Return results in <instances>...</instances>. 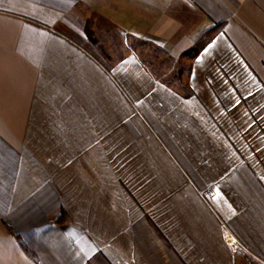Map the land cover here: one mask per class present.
Segmentation results:
<instances>
[{
  "label": "crops",
  "instance_id": "crops-1",
  "mask_svg": "<svg viewBox=\"0 0 264 264\" xmlns=\"http://www.w3.org/2000/svg\"><path fill=\"white\" fill-rule=\"evenodd\" d=\"M0 264H264V0H0Z\"/></svg>",
  "mask_w": 264,
  "mask_h": 264
},
{
  "label": "rangeland",
  "instance_id": "rangeland-1",
  "mask_svg": "<svg viewBox=\"0 0 264 264\" xmlns=\"http://www.w3.org/2000/svg\"><path fill=\"white\" fill-rule=\"evenodd\" d=\"M137 50L142 59L151 64L155 72L159 75L165 76L173 70L174 74L178 72L180 68L179 63L175 61L171 56L162 51L161 46L151 43L150 40L144 38L138 42Z\"/></svg>",
  "mask_w": 264,
  "mask_h": 264
},
{
  "label": "built area",
  "instance_id": "built-area-1",
  "mask_svg": "<svg viewBox=\"0 0 264 264\" xmlns=\"http://www.w3.org/2000/svg\"><path fill=\"white\" fill-rule=\"evenodd\" d=\"M212 192H213V189L210 186L198 190V193L205 199H207L212 194Z\"/></svg>",
  "mask_w": 264,
  "mask_h": 264
},
{
  "label": "trees",
  "instance_id": "trees-1",
  "mask_svg": "<svg viewBox=\"0 0 264 264\" xmlns=\"http://www.w3.org/2000/svg\"><path fill=\"white\" fill-rule=\"evenodd\" d=\"M62 213L55 218L56 222H61Z\"/></svg>",
  "mask_w": 264,
  "mask_h": 264
}]
</instances>
